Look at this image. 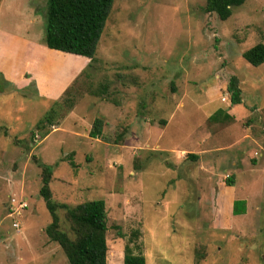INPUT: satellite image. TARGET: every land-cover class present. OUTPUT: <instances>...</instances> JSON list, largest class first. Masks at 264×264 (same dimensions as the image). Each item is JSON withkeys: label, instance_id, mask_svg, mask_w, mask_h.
<instances>
[{"label": "rangeland", "instance_id": "374dc122", "mask_svg": "<svg viewBox=\"0 0 264 264\" xmlns=\"http://www.w3.org/2000/svg\"><path fill=\"white\" fill-rule=\"evenodd\" d=\"M47 1L0 0V264H69L38 162L56 203L106 202L107 264L130 238L147 264H264V65L243 58L264 44V0L227 21L206 0H116L93 63L47 47ZM218 110L233 119L211 122Z\"/></svg>", "mask_w": 264, "mask_h": 264}, {"label": "trees", "instance_id": "16d2710c", "mask_svg": "<svg viewBox=\"0 0 264 264\" xmlns=\"http://www.w3.org/2000/svg\"><path fill=\"white\" fill-rule=\"evenodd\" d=\"M115 1L48 0L45 36L47 47L65 54L86 58L90 63H93L97 59L99 43L106 30ZM247 1L206 0L204 12L216 14L222 21H227L232 16L233 9L243 6ZM243 58L254 67L264 65V44L259 43L244 52ZM73 84L66 89L65 93L70 91ZM228 92L234 105L241 104V91L235 77L230 80ZM56 113L54 108L51 109L46 117L39 122L38 128L40 129L46 123L52 125ZM232 119L233 117L223 110H218L209 118L211 122H228ZM102 130L103 123L98 119L95 121L90 137L93 139L100 138ZM192 157L195 159V156ZM38 164L42 170L40 195L52 219L51 224L46 228L49 239L62 248L69 264H107L109 249L107 244L108 212L106 202L104 200L89 201L76 207L56 203L53 200L50 187L54 170L43 163L38 162ZM226 185L233 187L234 178H230ZM61 209L67 212L72 236L62 229L58 215V211ZM232 213L234 216L244 215L246 202L235 201ZM133 241L130 238L129 244L125 248L123 264H147L145 256L135 253L130 247V243Z\"/></svg>", "mask_w": 264, "mask_h": 264}, {"label": "built area", "instance_id": "2783aa9c", "mask_svg": "<svg viewBox=\"0 0 264 264\" xmlns=\"http://www.w3.org/2000/svg\"><path fill=\"white\" fill-rule=\"evenodd\" d=\"M11 209H12V212L15 215H18L20 214L21 212L25 211L27 208H28V204L27 203H24L23 201L19 200H12V204H11ZM16 220H14L13 222V228L14 229H19L20 228V224L15 222Z\"/></svg>", "mask_w": 264, "mask_h": 264}, {"label": "crops", "instance_id": "0c3cea01", "mask_svg": "<svg viewBox=\"0 0 264 264\" xmlns=\"http://www.w3.org/2000/svg\"><path fill=\"white\" fill-rule=\"evenodd\" d=\"M51 50V49H50ZM52 51H55V50H52ZM56 52H59V51H56ZM59 53H62V52H59ZM89 61V60H88ZM232 212H233V208H232Z\"/></svg>", "mask_w": 264, "mask_h": 264}]
</instances>
